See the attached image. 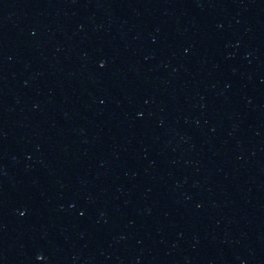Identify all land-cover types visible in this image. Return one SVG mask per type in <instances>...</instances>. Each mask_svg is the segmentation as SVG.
<instances>
[{"label": "water", "instance_id": "obj_1", "mask_svg": "<svg viewBox=\"0 0 264 264\" xmlns=\"http://www.w3.org/2000/svg\"><path fill=\"white\" fill-rule=\"evenodd\" d=\"M0 264H264V0H0Z\"/></svg>", "mask_w": 264, "mask_h": 264}]
</instances>
